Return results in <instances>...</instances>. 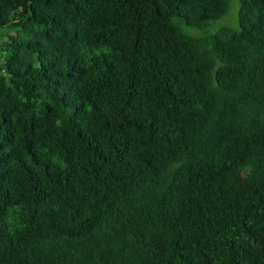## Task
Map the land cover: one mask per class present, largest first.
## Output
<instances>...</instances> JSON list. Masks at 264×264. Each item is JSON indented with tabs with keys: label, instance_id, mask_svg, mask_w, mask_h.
<instances>
[{
	"label": "trees",
	"instance_id": "16d2710c",
	"mask_svg": "<svg viewBox=\"0 0 264 264\" xmlns=\"http://www.w3.org/2000/svg\"><path fill=\"white\" fill-rule=\"evenodd\" d=\"M0 0V264H264V0Z\"/></svg>",
	"mask_w": 264,
	"mask_h": 264
},
{
	"label": "rangeland",
	"instance_id": "374dc122",
	"mask_svg": "<svg viewBox=\"0 0 264 264\" xmlns=\"http://www.w3.org/2000/svg\"><path fill=\"white\" fill-rule=\"evenodd\" d=\"M237 10H238V1L229 0L226 12L218 19L207 22L204 26L196 28L190 27L178 22L181 30L194 37H203L207 34H210L216 31L219 28H229L231 30H236L237 27Z\"/></svg>",
	"mask_w": 264,
	"mask_h": 264
}]
</instances>
